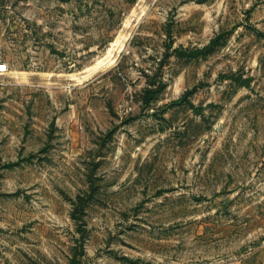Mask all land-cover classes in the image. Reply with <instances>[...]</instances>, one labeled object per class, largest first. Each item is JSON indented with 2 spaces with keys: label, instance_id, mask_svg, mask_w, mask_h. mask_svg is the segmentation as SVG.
I'll return each mask as SVG.
<instances>
[{
  "label": "rangeland",
  "instance_id": "1",
  "mask_svg": "<svg viewBox=\"0 0 264 264\" xmlns=\"http://www.w3.org/2000/svg\"><path fill=\"white\" fill-rule=\"evenodd\" d=\"M0 64V264H264V0H0Z\"/></svg>",
  "mask_w": 264,
  "mask_h": 264
},
{
  "label": "bare ground",
  "instance_id": "2",
  "mask_svg": "<svg viewBox=\"0 0 264 264\" xmlns=\"http://www.w3.org/2000/svg\"><path fill=\"white\" fill-rule=\"evenodd\" d=\"M129 25H130V23H127V27ZM127 38H129L128 34H121V36L118 38V40L111 44V48L108 52V55L107 56L105 55L106 57L99 60L91 68L87 69V71L85 72L86 73L85 77L88 78L89 76L93 75L94 73H98L99 71L106 69L109 66L111 67V65H113L114 62H116L115 58L118 55V53H120L122 51V49L124 48L125 41L127 40Z\"/></svg>",
  "mask_w": 264,
  "mask_h": 264
},
{
  "label": "built area",
  "instance_id": "3",
  "mask_svg": "<svg viewBox=\"0 0 264 264\" xmlns=\"http://www.w3.org/2000/svg\"><path fill=\"white\" fill-rule=\"evenodd\" d=\"M5 72H7L3 66V64H0V75L4 74Z\"/></svg>",
  "mask_w": 264,
  "mask_h": 264
}]
</instances>
